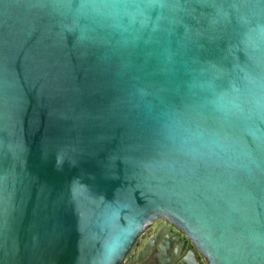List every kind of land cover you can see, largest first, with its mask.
<instances>
[{
    "label": "water",
    "instance_id": "water-1",
    "mask_svg": "<svg viewBox=\"0 0 264 264\" xmlns=\"http://www.w3.org/2000/svg\"><path fill=\"white\" fill-rule=\"evenodd\" d=\"M156 219L264 264V0H0V264H123Z\"/></svg>",
    "mask_w": 264,
    "mask_h": 264
},
{
    "label": "flooded vegetation",
    "instance_id": "flooded-vegetation-1",
    "mask_svg": "<svg viewBox=\"0 0 264 264\" xmlns=\"http://www.w3.org/2000/svg\"><path fill=\"white\" fill-rule=\"evenodd\" d=\"M147 245L149 252L140 260L137 255ZM192 259L193 264H208L185 234L166 219H156L147 230L123 264H182Z\"/></svg>",
    "mask_w": 264,
    "mask_h": 264
},
{
    "label": "bare ground",
    "instance_id": "bare-ground-1",
    "mask_svg": "<svg viewBox=\"0 0 264 264\" xmlns=\"http://www.w3.org/2000/svg\"><path fill=\"white\" fill-rule=\"evenodd\" d=\"M182 264H184V262Z\"/></svg>",
    "mask_w": 264,
    "mask_h": 264
}]
</instances>
